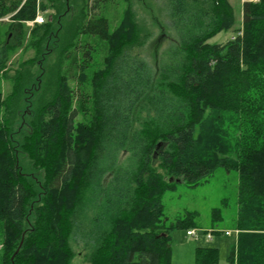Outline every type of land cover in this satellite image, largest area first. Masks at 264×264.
Listing matches in <instances>:
<instances>
[{
  "label": "trees",
  "instance_id": "obj_1",
  "mask_svg": "<svg viewBox=\"0 0 264 264\" xmlns=\"http://www.w3.org/2000/svg\"><path fill=\"white\" fill-rule=\"evenodd\" d=\"M66 3L38 30L33 71L10 79L13 116L0 119V264H71L78 240L90 250L85 264H171L169 229L196 228L197 214L165 227L163 194L176 183L195 187L218 167L238 173V233L226 264H264V0H243L242 35L236 29L224 44L208 41L235 24L228 0H168L177 44L156 72L125 52L135 36L129 8L112 28L113 2L93 0L64 44ZM44 8L0 0V20L16 23L8 37ZM5 36L0 30V42ZM9 53L0 43L5 79ZM7 102L0 95V108ZM210 220L222 221L220 208ZM195 264H219L218 249L197 247Z\"/></svg>",
  "mask_w": 264,
  "mask_h": 264
},
{
  "label": "rangeland",
  "instance_id": "obj_2",
  "mask_svg": "<svg viewBox=\"0 0 264 264\" xmlns=\"http://www.w3.org/2000/svg\"><path fill=\"white\" fill-rule=\"evenodd\" d=\"M39 4L44 5V9H38L37 15H42L43 21H51L53 16H57V10L62 0H37ZM110 5L106 17L114 28L118 20L123 18L124 11L130 9L131 20L135 23L134 39L125 47V52L129 55H137L142 58L149 67L156 72L160 63L164 61V55L169 47L177 44V36L170 27L168 18V0H110ZM242 0H228L232 7L235 24L228 31L220 32L211 38L209 44H224L236 36L234 30L239 29L242 35ZM255 1V0H254ZM93 0H67V12L64 17L67 23L65 28L68 30L63 42L73 35V29L81 22L82 17L91 12V4ZM41 8V7H40ZM56 8V9H53ZM97 13V12H96ZM94 14V13H92ZM43 23V22H42ZM42 23L34 21L22 22L14 25L11 30L14 35H9V27L11 23L9 16L0 20V30L5 34L4 41L1 45L9 48V56H7L4 72H7L8 79L5 75L0 74V95L1 100L8 101L6 107L0 108V119H10L13 116L14 103L11 104L12 97L11 78H25L28 71H33L34 58L39 46L40 27ZM37 28L36 32L35 29ZM72 29V31H71ZM13 34V32H12ZM57 58V56H55ZM51 60H55L54 57ZM49 78V77H48ZM46 81L44 86H46ZM54 79L52 80V82ZM70 86L74 84L69 82ZM54 84V82H53ZM53 84L46 86L47 94L53 89ZM47 96V95H46ZM48 97V96H47ZM9 98V100H8ZM140 123L136 122L135 128H139ZM238 185V173L236 171H226L222 167H218L213 175L205 182L189 187L184 183H176L172 190L163 194V217L162 224L169 228L178 220L185 218L188 212H195L194 220L197 230L195 237L186 235L184 229H169L170 245H171V264H195V249L197 247H214L219 252V264H226V259L231 248L236 243V235L234 232V220L236 218V196ZM224 201V206H223ZM220 208L222 212V221L214 225L211 224V210ZM208 231H218L211 233L212 239L207 240ZM230 232L231 235L225 236L224 232ZM71 250L74 252V258L71 264H85L89 257L90 250L85 249L83 241L71 242Z\"/></svg>",
  "mask_w": 264,
  "mask_h": 264
},
{
  "label": "built area",
  "instance_id": "obj_3",
  "mask_svg": "<svg viewBox=\"0 0 264 264\" xmlns=\"http://www.w3.org/2000/svg\"><path fill=\"white\" fill-rule=\"evenodd\" d=\"M34 22L35 23H42L43 22V17H42V15H37L36 16V18H35V20H34ZM209 233L206 235V239L207 240H211L212 239V235H211V233H214V232H216V231H208ZM234 234H237L238 233V231H234L233 232ZM196 234H197V230H195V229H189V230H187L186 231V235L187 236H190V237H195L196 236ZM225 236H229V235H231V233L230 232H224L223 233Z\"/></svg>",
  "mask_w": 264,
  "mask_h": 264
},
{
  "label": "crops",
  "instance_id": "obj_4",
  "mask_svg": "<svg viewBox=\"0 0 264 264\" xmlns=\"http://www.w3.org/2000/svg\"><path fill=\"white\" fill-rule=\"evenodd\" d=\"M243 2V0L241 1V3Z\"/></svg>",
  "mask_w": 264,
  "mask_h": 264
}]
</instances>
